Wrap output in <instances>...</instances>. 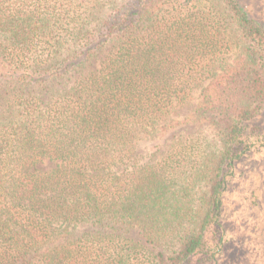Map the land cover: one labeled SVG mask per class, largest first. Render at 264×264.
<instances>
[{"label":"trees","instance_id":"1","mask_svg":"<svg viewBox=\"0 0 264 264\" xmlns=\"http://www.w3.org/2000/svg\"><path fill=\"white\" fill-rule=\"evenodd\" d=\"M223 2L235 42L211 0H0V264L220 251L227 177L264 143V29ZM188 124L218 149L176 136Z\"/></svg>","mask_w":264,"mask_h":264},{"label":"rangeland","instance_id":"2","mask_svg":"<svg viewBox=\"0 0 264 264\" xmlns=\"http://www.w3.org/2000/svg\"><path fill=\"white\" fill-rule=\"evenodd\" d=\"M211 1L213 9L210 16L223 18L225 26L229 28L226 36L235 42L236 30L224 9L223 0ZM238 1L249 18L264 29V0ZM199 92L200 89L195 92V100L191 106L180 112L181 119L196 107ZM252 123V126H258L264 131V109ZM173 135L165 140L152 139L142 143L140 153L148 158L157 152L159 155L164 154L171 145ZM176 136L197 140L205 152H215L218 149L213 131L207 124L183 125L176 132ZM51 167L50 164H45L43 169L47 171ZM227 178L229 182L222 196L221 249L212 255H215L213 260L212 257H204L185 264H264V143H258L248 155L239 160ZM131 235L140 239L135 232Z\"/></svg>","mask_w":264,"mask_h":264}]
</instances>
